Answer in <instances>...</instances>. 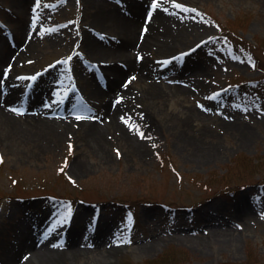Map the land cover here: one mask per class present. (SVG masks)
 Here are the masks:
<instances>
[{
	"label": "rangeland",
	"instance_id": "374dc122",
	"mask_svg": "<svg viewBox=\"0 0 264 264\" xmlns=\"http://www.w3.org/2000/svg\"><path fill=\"white\" fill-rule=\"evenodd\" d=\"M137 10V32L171 34L166 49H133L140 74L102 51L134 47L113 21ZM0 93L20 115L40 96L53 118L101 122L110 97H128L103 152L77 126L0 136V264L32 223L60 243L106 224L109 264H264V0H0ZM205 219L229 235L212 238ZM94 252L81 263L106 264Z\"/></svg>",
	"mask_w": 264,
	"mask_h": 264
},
{
	"label": "bare ground",
	"instance_id": "6f19581e",
	"mask_svg": "<svg viewBox=\"0 0 264 264\" xmlns=\"http://www.w3.org/2000/svg\"><path fill=\"white\" fill-rule=\"evenodd\" d=\"M141 11V10H140ZM140 11L137 10V15L134 17V20L130 21L129 19H121L117 21H113V23L120 27V32L128 33L127 37H122L127 41L125 43L128 45L130 42L134 44L135 47L128 48H120V49H106L103 47L102 51L107 53V55H117L120 57L121 61L128 64L131 67V70H136L138 74L141 70L135 64V55L133 53V49H135L136 53L140 52L142 49H149L152 43L158 44V48L163 50L167 48V37L171 35L169 31V35L163 30L162 35L157 33H144V31H136L134 24L139 21L140 18ZM151 16H155L157 13L152 11ZM114 18V17H113ZM101 19V18H99ZM143 27H139L142 29ZM137 32V33H136ZM143 32V33H142ZM148 32V31H147ZM86 47L93 49L95 46H102L99 43L94 41H90L87 39ZM136 43V45H135ZM154 43V44H155ZM135 53V54H136ZM133 55V56H132ZM143 71V70H142ZM146 73V72H145ZM148 73V71H147ZM149 74V73H148ZM141 78H148L147 74H142ZM106 80V76L103 77ZM110 85L113 87L118 86V76L110 79ZM123 91L120 93L127 94V91L122 87ZM160 91L159 87L156 86L152 81H147V88L141 91L142 95L146 96H155L156 92ZM40 96H35L36 99L34 102L24 106V112L22 115L16 112L17 107L13 103H16L14 100L5 94L0 93V136L11 137V136H19L20 134H27L33 133V136L36 138L42 137L44 141L46 139L55 140L58 139L61 134L65 133L66 131L72 130L71 127L77 126L81 129L82 138L89 141L90 145L94 147L97 151L103 152L104 151V138L103 133L106 130L111 129L113 127H117L120 124L119 117L120 115L116 116L117 112H121V110L128 105L126 104L125 107L123 103H128V97L125 100L116 99L117 96H114V99L111 97L109 98L108 106L105 108V115H104V122L101 120H76L72 115L68 114L63 118L60 117H51L48 114V111L44 105H41L39 99ZM33 99V98H32ZM16 109V111H15ZM131 110H138V108H133ZM130 117L125 118L128 120L126 123H129V120H132L135 117L133 114ZM50 113V112H49ZM138 114V113H137ZM123 118V117H122ZM125 123V121L123 122ZM125 139L128 140L129 144H135V146L140 147L142 146L143 140H137L133 138L129 134H123ZM31 137V136H30ZM28 138L24 136V139ZM141 150V149H140ZM84 208L79 207L77 208L76 214L78 215V221L84 219L83 214ZM207 224H210L211 233L210 236L213 237H223L229 235L227 231H221L218 228V225L211 224L208 222V219H205ZM39 223V221L37 222ZM32 223V225L28 226L24 231L18 233L16 238L10 242L6 243L7 245V253L4 254L5 258L2 264H31L29 262L30 257H35L38 260V264H86L84 262L81 263L80 258L83 255L89 254L91 251H96L94 254L90 256H99L103 260H105L106 264L110 263V253L114 249L111 244L104 243V240L108 239L107 235L110 236V229L106 224H102L97 226L96 231L93 234H96L97 237L95 238V246H88L87 245V237L92 236L93 234L88 231L84 232L83 225H75L74 227H68L69 237L63 238L62 242L58 240L60 234L55 233L54 237L50 235H43L39 234L37 231V227ZM79 225V226H78ZM95 235V236H96ZM108 242V241H107ZM16 246V248H15ZM29 251L27 255H22L18 258V255L22 251ZM69 262V263H68Z\"/></svg>",
	"mask_w": 264,
	"mask_h": 264
},
{
	"label": "trees",
	"instance_id": "16d2710c",
	"mask_svg": "<svg viewBox=\"0 0 264 264\" xmlns=\"http://www.w3.org/2000/svg\"><path fill=\"white\" fill-rule=\"evenodd\" d=\"M245 81V80H244ZM164 258H165V260H164ZM169 259H168V255H167V260H166V256H160L158 259H157V261L159 262V263H153L152 261H147V262H145V263H142V264H165V263H167L166 261H168Z\"/></svg>",
	"mask_w": 264,
	"mask_h": 264
},
{
	"label": "snow or ice",
	"instance_id": "6c2138e0",
	"mask_svg": "<svg viewBox=\"0 0 264 264\" xmlns=\"http://www.w3.org/2000/svg\"><path fill=\"white\" fill-rule=\"evenodd\" d=\"M173 2H175V0H173ZM156 3V0H153V4H155ZM180 7H184V5H179ZM17 111H19V110H17ZM141 135H143V133H141ZM119 150H117V152H118Z\"/></svg>",
	"mask_w": 264,
	"mask_h": 264
}]
</instances>
